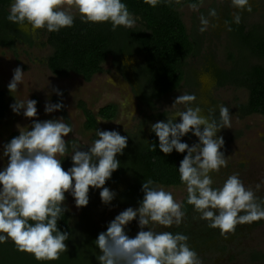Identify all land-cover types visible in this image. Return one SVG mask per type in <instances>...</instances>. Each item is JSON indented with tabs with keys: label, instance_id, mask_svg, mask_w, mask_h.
Masks as SVG:
<instances>
[{
	"label": "clouds",
	"instance_id": "1",
	"mask_svg": "<svg viewBox=\"0 0 264 264\" xmlns=\"http://www.w3.org/2000/svg\"><path fill=\"white\" fill-rule=\"evenodd\" d=\"M156 7L161 0H143ZM179 2V0H177ZM233 22L239 24V12L251 11L250 0H231ZM191 7L195 10L197 5ZM79 14L82 22H109L112 30L123 26L131 28L135 18L122 0H12L8 21L23 27L26 23L35 31L46 29L59 32L72 27L74 15ZM209 16L216 17L215 9ZM200 32L207 30L210 21L200 17ZM231 31V26L225 22ZM24 72L17 67L7 85L10 93L22 84ZM58 95H62L56 90ZM194 94L178 96L171 105H184L167 121L151 124V131L158 137V146L165 155L173 150L187 153L180 161L178 172L186 186V203L193 206L199 218L208 221V227L218 228L221 236L227 238L234 233L237 224L264 219V201L257 202L255 192L246 188L238 174L229 176L222 186L214 188L211 173L227 167L228 160L220 149L224 139L217 133L230 128L229 108L219 107V120L211 113L205 116L197 105ZM37 101H17L10 105L12 111L33 118L37 116ZM64 107L61 102L46 103L45 113H52ZM179 117V122H177ZM73 131L63 118L44 121L33 120L31 130L13 137L3 148L7 165L0 170V243L9 239L17 250L32 253L38 261H52L66 250L68 233L58 228V220L65 208L62 207L65 193H69L77 207L89 203V189H101L100 197L109 204L115 193L104 187L106 180L120 166L117 154H123L127 137L115 130L97 129L96 139L87 150L76 142L71 144L72 166L64 170L58 157L68 154L65 137ZM191 133L198 142L189 146L182 138ZM260 185H257L259 189ZM143 199L136 208L128 207L109 222L107 230L99 233L94 243L100 250L99 264H202L198 254L188 245V236L182 233L157 232L155 226L169 228L182 223L185 212L183 204L173 194L154 185L148 179L143 182ZM243 213V214H241ZM140 231L134 238L126 233V226L137 219ZM145 227L148 230H144Z\"/></svg>",
	"mask_w": 264,
	"mask_h": 264
},
{
	"label": "rangeland",
	"instance_id": "2",
	"mask_svg": "<svg viewBox=\"0 0 264 264\" xmlns=\"http://www.w3.org/2000/svg\"><path fill=\"white\" fill-rule=\"evenodd\" d=\"M175 2L191 38L199 40L200 49L197 55L186 59V78L181 86L155 101L153 108L139 97V84L134 78V69L142 62V57L137 55L123 57L122 62L128 71V79L116 69L111 56L103 63V70L93 75L89 81L74 74L60 78L54 75L46 64L52 52L51 46L45 43L46 34L41 29L34 31L27 23L23 27L20 26L21 31L32 38L33 45L17 42L13 48L0 47V90L4 91L7 100V114L0 127V170L7 165V157L3 156L6 143L18 136L20 131L31 130L33 120L44 121L62 117L66 123L62 112L69 119L73 131L65 137L68 155L65 158H58L63 159L61 164L64 170L69 169L72 166L71 144L76 142L82 146L80 150L86 151L87 145L97 138L96 131L86 130L84 127L85 117L77 107L79 100L93 112L105 104L114 103L115 117L111 120L99 119L98 129L118 131L127 137L128 144L130 138H150L151 124L160 121L156 114L163 112L168 119V116H172L177 110H184L182 104L171 106L178 96L194 94L196 101L193 106L198 105L205 116L211 113L212 118L219 120L221 105L228 107L230 112L231 127L223 128L217 133L224 139V146L220 151L224 153L228 163L227 167H222L218 173H211L213 187L222 186L229 176L238 174L244 186L255 192L257 202L264 201V115H242L239 106L247 100V91L233 83L218 86L214 74L215 70H231L235 66L233 60L237 61V48L233 45L225 22L227 17L233 20L234 13L238 10L232 7L231 0H202L195 10L191 7L192 4L185 0ZM250 6L251 11L239 12L241 21L247 28L263 27L264 0H250ZM211 9L216 10V17L209 16ZM71 14L79 15L74 8ZM201 15L210 21L204 32L199 31ZM137 24L138 21L135 19L133 26ZM250 62L254 64L259 60L252 58ZM17 67L24 72L23 82L18 85L16 91L10 93L7 85L12 79L13 70ZM56 90L62 95H58ZM15 98L17 101L36 100L37 116L26 118L23 116V110L20 114L14 113L10 105L15 102ZM57 102H61L64 107L52 113H45L46 103ZM184 141L192 146L198 142V138L193 136ZM127 150L126 147L123 153ZM129 181L130 176L124 175L118 184L104 185L115 193L109 204L102 202L101 189L90 186L89 203L85 206L87 216L81 220L82 232L78 237L82 248L86 245L96 248L94 254L96 258L100 250L94 241L99 233L106 231L109 222L120 212L128 207L136 208L115 203L118 193L129 184ZM158 187L171 192L177 202L182 203L187 195L185 185ZM62 206L72 214V224L76 225L81 219L84 207H77L75 199L69 193H65ZM137 220L138 217L125 228L130 238H134L140 231ZM185 222L183 218L182 223ZM175 226L165 228L157 225L155 231L163 232ZM144 230L148 228L145 227ZM183 230L187 231L185 235L189 238L190 248L198 246V242L219 231L208 239L206 245L195 248L202 264H264V221L237 224L235 232L229 233L225 238L221 236L218 228L208 227V221L200 219L199 213H196L194 219L186 222ZM96 264H99V261Z\"/></svg>",
	"mask_w": 264,
	"mask_h": 264
},
{
	"label": "trees",
	"instance_id": "3",
	"mask_svg": "<svg viewBox=\"0 0 264 264\" xmlns=\"http://www.w3.org/2000/svg\"><path fill=\"white\" fill-rule=\"evenodd\" d=\"M185 1L196 5L202 2ZM122 2L138 21L136 26H120L113 31L109 22L85 23L80 20L79 15H74L72 27L62 28L59 32L41 29L46 34L45 43L52 48L46 64L57 77L64 78L74 74L89 81L93 75L103 70V63L111 56L116 69L128 79L123 57L140 56L142 62L134 69V78L139 84L138 95L146 105L153 108L155 101L181 86L186 78V59L198 54L200 42L197 38L192 39L188 33L175 0H161L156 7L145 4L143 0ZM11 3L12 0H0V47L13 48L17 42L33 45L32 38L22 32L19 25L8 21ZM226 19L231 26L233 45L237 48V61L233 60L235 66L229 71L215 70V79L218 86L233 83L247 91V100L239 106L242 115H264V26L247 28L242 21L236 24L230 17ZM252 58L259 62L251 64ZM77 107L85 117L86 130L98 129L97 117L111 120L116 115L114 103L105 104L96 112L88 109L82 100L77 102ZM6 114L7 100L4 91L0 90V127ZM62 114L69 124V119L64 112ZM156 116L160 121H167L163 112ZM193 136L191 133L185 135L182 142ZM154 143L158 145L159 141L153 132L150 138H130L128 150L117 154L120 166L105 184H118L124 175L130 176V182L118 193L115 203L138 207L144 195L141 191L142 184L148 179L153 180L155 186L184 185L180 181L178 167L187 153L173 150L170 155H165L158 146L155 150L151 148L150 145ZM186 197L187 195L182 201V210L185 212L183 218L189 222L197 212L192 205L186 203ZM83 207L81 219L76 225L72 224V214L66 209L58 220V228L69 235L65 241L66 250L60 253L58 259L38 261L32 253L17 250L9 239L0 243V264H96V248L92 245H86L85 248L80 246L78 234L82 232L81 220L87 216V208ZM263 221L264 219H260L254 222ZM186 222L167 232L187 234V229L183 230ZM218 232L211 233L197 245H206L208 239ZM198 246L194 245L192 249L195 250Z\"/></svg>",
	"mask_w": 264,
	"mask_h": 264
},
{
	"label": "flooded vegetation",
	"instance_id": "4",
	"mask_svg": "<svg viewBox=\"0 0 264 264\" xmlns=\"http://www.w3.org/2000/svg\"><path fill=\"white\" fill-rule=\"evenodd\" d=\"M99 119H102V118H100V117H97V121H99ZM102 120H105V119H102ZM130 182V181H129Z\"/></svg>",
	"mask_w": 264,
	"mask_h": 264
}]
</instances>
